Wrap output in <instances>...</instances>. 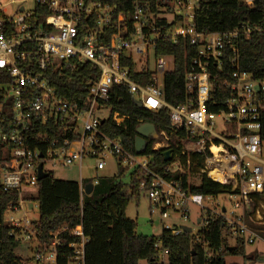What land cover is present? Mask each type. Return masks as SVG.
<instances>
[{
    "label": "built area",
    "instance_id": "built-area-1",
    "mask_svg": "<svg viewBox=\"0 0 264 264\" xmlns=\"http://www.w3.org/2000/svg\"><path fill=\"white\" fill-rule=\"evenodd\" d=\"M27 1L33 3L31 9L25 8L23 3ZM24 2H12V14H7L0 4V70L8 73L10 79L0 86V91L11 104V126L16 127L7 132L0 128L1 140L12 147L0 162V187L5 193L17 194L15 201L0 210V223L8 226L20 243H35L32 264H85L88 242L80 225L71 229L60 226L48 233V242H43L37 236L34 221L26 215L22 190L36 186L37 166L41 162L43 168L46 160L60 165L78 164L80 169L84 159L90 158L92 168L100 171L107 159L113 158L117 168H141L144 176L139 190L147 192L150 205L159 211L161 219L172 212L186 221L191 204L200 208L197 220L201 227L207 224V212L211 216H225V210L217 212L203 207L202 196L188 193L177 180L152 172L146 158L135 164L136 157L100 129L104 120L118 127L127 118L107 105L112 85L124 86L146 110L166 108L172 131L184 130L193 138L179 140V153L172 154L165 173L189 174L190 156L207 150L210 155L197 175L204 174L230 185L232 192L236 190L240 201L234 203V208L243 210L249 207L251 194L264 193V160L259 157L263 143L259 117L264 112V80H253L250 73L239 69L236 42L240 35L248 38L252 31L260 30L258 27L239 24L227 32H199L193 24L198 0H156L153 8L148 0H133L125 19L122 15L115 18L114 5L96 0ZM245 3L251 5L252 0ZM180 39L196 46L185 77L186 90L194 94V99L187 106H172L163 99L164 75L170 71L166 57L170 56H155L154 47L159 40L176 43ZM227 52L233 68L232 82L225 85L229 96L219 102L218 112H208L209 68L213 64L220 69ZM83 63L98 70L96 78L84 82L86 100L60 97L50 84L48 72L62 75ZM146 73L150 75L147 84L135 81L136 74ZM103 110H108L109 115L102 116ZM216 116H222L223 129L219 133L214 131ZM44 126L59 127L67 136L56 140L51 131L38 130ZM159 135L162 139L153 149L168 150V135L155 131L152 137ZM40 146H45L43 151ZM212 146L220 151L212 152ZM212 170H217L225 181L211 177ZM97 181L93 180L92 186ZM79 184L81 194H85V185ZM225 221L234 235L246 238L248 243L258 237L256 230L242 223L237 213L231 212ZM163 230L171 235L183 232L182 226L165 225ZM154 247L158 260L166 259L167 250L161 248L159 240Z\"/></svg>",
    "mask_w": 264,
    "mask_h": 264
},
{
    "label": "trees",
    "instance_id": "trees-1",
    "mask_svg": "<svg viewBox=\"0 0 264 264\" xmlns=\"http://www.w3.org/2000/svg\"><path fill=\"white\" fill-rule=\"evenodd\" d=\"M108 3L116 7L115 18L124 16L127 18L132 10L133 0H96ZM151 7L156 0H148ZM193 24L199 32H227L235 29L239 24L250 27H258L246 38L240 35L236 40L238 47V67L240 70L251 74L253 80H264V0H252L247 5L245 0H198ZM155 56L172 57V69L165 73L163 80V99L172 106L192 103L194 94L189 93L185 87V77L189 69L192 57L196 54V46L191 45L187 39H180L176 43L170 40H159L154 47ZM231 55L226 57L219 69L210 65L209 91L206 110L216 113L219 111V102L229 96L225 85L232 82ZM50 84L56 89L60 97L69 101H84L87 90L84 82L96 78L98 70L88 63L80 64L72 71H66L60 75L50 70ZM135 81L142 85L149 82L148 73L141 76L136 74ZM8 73L0 70V86L9 82ZM107 105L112 111L127 116L121 126L112 125L110 120H104L100 129L110 138L118 140L122 147L133 156H143L148 160L147 167L154 173L168 179L177 180L182 188L191 194L202 197H215L221 193L236 194L231 192L230 185L213 181L206 175H199L198 185L188 184V174L165 173L164 169L168 161H164L165 149H153L156 142L162 139L148 136L145 139L141 152L135 151L136 129L139 125L148 123L153 125L156 133L164 132L169 137L172 154L179 153L180 139L192 140L184 130L173 132L169 114L166 108L149 111L137 106L134 95L127 92L124 86L112 85L110 99ZM13 119L11 104L4 99L0 91V128L7 132L16 127L11 126ZM261 124L259 135L264 142V112L260 114ZM49 128V129H47ZM40 132L51 131L50 134L56 140H61L64 135L59 127H38ZM49 133V132H48ZM69 136V135H68ZM70 137V136H69ZM33 146V144H31ZM11 145L1 140L0 137V162L8 155ZM45 146H40L43 151ZM210 153L206 150L202 154L190 156L189 174L198 173L203 166L204 159ZM186 158L182 157L185 165ZM36 183V197L38 205V219L34 221L37 236L43 242L49 241L48 233L65 225L69 229L81 226L88 242L85 245V264H225L227 254L244 255L242 244L244 240L235 236L223 216H211L206 213L207 224L201 227L195 235L179 233L171 235L163 230L158 236L137 234L136 221L125 215L126 207L132 198L139 196V182L144 176V170L139 167L128 173V181L123 182L125 167L120 165L113 179L107 184L98 179L93 186L90 195L81 194L79 183L73 181L56 180L50 172ZM92 181L82 182L83 185ZM93 195H95L93 197ZM252 198L262 200L264 193H254ZM17 199L16 193H5L0 187V210H4L7 203ZM255 204L252 209L254 210ZM197 222V220H196ZM198 224V223H197ZM200 225V224H199ZM235 236L234 246H225L228 237ZM160 241L162 249L167 250L165 262L156 257L157 250L154 247L156 241ZM16 235L11 229L0 223V264H23L22 257L16 253L19 246ZM229 247H233L231 251Z\"/></svg>",
    "mask_w": 264,
    "mask_h": 264
},
{
    "label": "rangeland",
    "instance_id": "rangeland-1",
    "mask_svg": "<svg viewBox=\"0 0 264 264\" xmlns=\"http://www.w3.org/2000/svg\"><path fill=\"white\" fill-rule=\"evenodd\" d=\"M24 2L25 0H1V7L7 10V14H12L14 12L15 6L12 2ZM26 9H31L33 3L30 1L23 3ZM168 62V70L172 69V58L166 57ZM102 116L106 117L109 115L108 110L102 111ZM214 131L219 133L223 129L222 116H216L214 119ZM259 157L264 160V142L261 146V152ZM146 157L137 155L134 159L135 164L141 163ZM93 160L88 158L84 159L82 166L79 169L78 164L72 165H60L53 164L51 161L46 160L43 164V170L45 172H50L54 179L65 180L73 182H88L95 179L104 180L105 184L111 181L117 172L116 162L113 158H108L106 166L103 170L96 171L92 168ZM125 167V174L122 176V181H128V173L131 171V167L128 165H123ZM188 182L193 185H198L199 177L197 173L188 174ZM232 192V191H231ZM37 189L36 186L24 187L22 190L23 208L30 220L36 221L38 219V205L36 200ZM95 195H93L94 197ZM211 200V201H210ZM202 197V206L215 210L217 212H222L225 210L224 215L229 216L231 212L237 213L241 216V222L248 225L253 230H256L258 237L255 238L253 243H248L246 238H243L244 242L242 244L244 255H234L227 254L224 258L225 264H264V203L262 200L255 201L254 198L249 202V207L245 209L234 208L233 205L240 201L238 194L221 193L211 199ZM255 204L254 210L252 209ZM189 214L186 221H182L178 214L168 212V218L161 219L159 211L154 209L148 200L147 192L145 190L139 191V196L137 198H132L125 210V215L131 220L136 221L135 232L141 235H153L157 236L161 233L162 228L167 226H187L191 228V234L195 235L197 231L201 228L197 224L196 220L200 218V208L196 205H189ZM223 217L224 220L226 217ZM227 221V220H226ZM236 236V234H235ZM235 236L228 237L225 246L235 245ZM35 248V243L21 242L16 249L22 257L23 264H32L33 250ZM165 262V259H163ZM139 264H145L144 261H140Z\"/></svg>",
    "mask_w": 264,
    "mask_h": 264
},
{
    "label": "water",
    "instance_id": "water-1",
    "mask_svg": "<svg viewBox=\"0 0 264 264\" xmlns=\"http://www.w3.org/2000/svg\"><path fill=\"white\" fill-rule=\"evenodd\" d=\"M255 89H257V87H255ZM137 106L140 107V103L136 102ZM137 132V137L135 138V151L136 153L141 152V150L144 147V143H145V139L148 136H153L155 133V129L153 127V125L148 124V123H144L141 124L137 127L136 129ZM163 158L164 161H169L172 157V152L170 149L165 150L163 153ZM40 157L42 156L41 154L39 155ZM45 176H47V173L43 170L42 168V163L40 162L37 166V180H41L42 178H44ZM93 190V186L91 183H87L85 184V188H84V192L86 195H90L92 193ZM222 211H224V209H222ZM197 223H199V220H197ZM182 230L184 233H190L191 232V228L187 227V226H182ZM233 247H229L228 250L231 251Z\"/></svg>",
    "mask_w": 264,
    "mask_h": 264
},
{
    "label": "bare ground",
    "instance_id": "bare-ground-1",
    "mask_svg": "<svg viewBox=\"0 0 264 264\" xmlns=\"http://www.w3.org/2000/svg\"><path fill=\"white\" fill-rule=\"evenodd\" d=\"M211 150H212V152H214V153H217L218 151H220L219 147H217V146H212V147H211ZM209 175H210L211 177L218 178L221 182H224V181H225V180L220 176V174L218 173L217 170H212V171H210V172H209Z\"/></svg>",
    "mask_w": 264,
    "mask_h": 264
}]
</instances>
